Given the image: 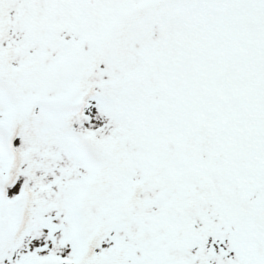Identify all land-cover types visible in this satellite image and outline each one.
I'll return each mask as SVG.
<instances>
[{"label": "snow or ice", "instance_id": "snow-or-ice-1", "mask_svg": "<svg viewBox=\"0 0 264 264\" xmlns=\"http://www.w3.org/2000/svg\"><path fill=\"white\" fill-rule=\"evenodd\" d=\"M0 264H264V0H0Z\"/></svg>", "mask_w": 264, "mask_h": 264}]
</instances>
